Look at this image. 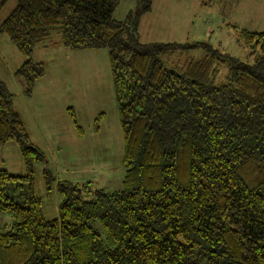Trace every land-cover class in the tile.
Segmentation results:
<instances>
[{
    "label": "trees",
    "instance_id": "16d2710c",
    "mask_svg": "<svg viewBox=\"0 0 264 264\" xmlns=\"http://www.w3.org/2000/svg\"><path fill=\"white\" fill-rule=\"evenodd\" d=\"M15 1L0 35L25 58L15 76L26 96L45 76L34 49L53 35L73 52L108 51L125 176L119 191L58 182L59 216L47 219L34 178L46 159L0 82V147L15 142L26 168L0 170V213L14 218L0 229V264H264V31L232 26L250 50L243 61L203 42L142 43L153 0H137L121 21L120 0ZM197 47L203 58L166 67ZM43 175L50 194L55 178Z\"/></svg>",
    "mask_w": 264,
    "mask_h": 264
},
{
    "label": "rangeland",
    "instance_id": "374dc122",
    "mask_svg": "<svg viewBox=\"0 0 264 264\" xmlns=\"http://www.w3.org/2000/svg\"><path fill=\"white\" fill-rule=\"evenodd\" d=\"M136 4L137 0H120L114 18L124 20ZM16 5L15 0H9L0 9V25ZM233 25L264 31V0H217L208 8L201 6V0H154L152 11L141 20L139 34L142 43H207L221 53L245 61L250 50ZM205 55L201 47L177 50L165 59V65L180 70L188 59ZM33 59L44 63L45 76L28 97L23 82L15 76L25 58L6 34L0 35V82L13 94L14 109L46 159L35 166V186L43 199L45 217L54 219L59 216L61 201L58 182L90 184L110 191L123 188L124 140L107 50L73 52L63 46L59 36L53 35L46 44L34 49ZM225 74L226 68L222 67L217 80L221 81ZM71 110L82 133L73 125ZM44 169L55 178L50 194ZM0 170L12 175L26 174L15 142L0 147ZM13 225L12 214L0 213V229L8 231Z\"/></svg>",
    "mask_w": 264,
    "mask_h": 264
},
{
    "label": "crops",
    "instance_id": "0c3cea01",
    "mask_svg": "<svg viewBox=\"0 0 264 264\" xmlns=\"http://www.w3.org/2000/svg\"><path fill=\"white\" fill-rule=\"evenodd\" d=\"M154 1V0H153ZM152 6H153V4H152ZM151 11H152V9H151ZM149 14V13H148ZM142 19H143V17H142ZM141 19V20H142ZM141 23V22H140ZM19 115H20V113H19ZM26 127V126H25ZM27 129V128H26ZM28 131V130H27ZM29 133V132H28ZM30 136V135H29ZM30 140H31V142L33 143V145H35V143L32 141V139H31V137H30ZM36 147H37V145H36ZM38 148V147H37Z\"/></svg>",
    "mask_w": 264,
    "mask_h": 264
}]
</instances>
